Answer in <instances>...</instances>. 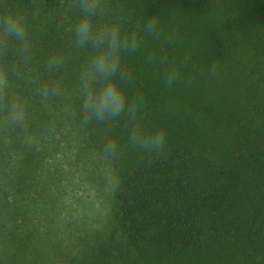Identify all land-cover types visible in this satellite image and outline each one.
Instances as JSON below:
<instances>
[{"label": "trees", "instance_id": "16d2710c", "mask_svg": "<svg viewBox=\"0 0 264 264\" xmlns=\"http://www.w3.org/2000/svg\"><path fill=\"white\" fill-rule=\"evenodd\" d=\"M101 3L94 26L138 30L139 49L121 59L132 79L121 87L142 105L134 121L85 127L79 74L95 52L75 44L71 0H0V11L23 18L32 49L25 63L13 45L4 64L26 118L0 132V264H264V0ZM150 18L158 37L144 31ZM54 56L63 66L46 71ZM172 68L178 79L167 87ZM44 86L60 94L45 100ZM133 124L145 136L163 129V152L132 147ZM109 139L117 184L106 230L73 249H44L29 212L51 152L69 143L103 157Z\"/></svg>", "mask_w": 264, "mask_h": 264}, {"label": "clouds", "instance_id": "9594fccd", "mask_svg": "<svg viewBox=\"0 0 264 264\" xmlns=\"http://www.w3.org/2000/svg\"><path fill=\"white\" fill-rule=\"evenodd\" d=\"M70 7L79 16L72 28V35L77 47L88 48L95 52L88 64L79 74L80 91L82 94L81 109L84 114L82 125L87 127L92 121L103 125H111L113 121L127 116L130 121L136 120L137 110L142 105V98H132L128 101L121 85L128 83L131 73L121 69L122 56L134 54L140 47L138 30L130 35H122L118 25L94 26L93 20L101 13V0H71ZM144 31L159 36L157 21L150 18L144 25ZM13 45L14 54L23 55L19 59L25 63L31 60V45L27 26L23 18L8 10L7 5L0 11V132H7L13 128H23L26 118V109L22 100L10 93L9 73L4 64L10 48ZM154 57H149L153 62ZM63 66L62 57H51L46 65V71L59 70ZM216 64L211 62L207 68L209 76L216 74ZM178 79L175 68L167 71L164 81L171 87ZM189 78L187 85L191 86ZM45 100L58 96L57 87L44 86L37 90ZM27 132V129H25ZM132 147L144 152H163L166 145V134L163 129L150 135H142L132 126L129 137ZM31 146V139H28ZM105 160L111 161L117 156V142L109 139L104 148Z\"/></svg>", "mask_w": 264, "mask_h": 264}, {"label": "rangeland", "instance_id": "374dc122", "mask_svg": "<svg viewBox=\"0 0 264 264\" xmlns=\"http://www.w3.org/2000/svg\"><path fill=\"white\" fill-rule=\"evenodd\" d=\"M103 157L69 143L51 152L53 166H45L43 178L37 177L29 212L44 249H73L80 236L106 230L117 176Z\"/></svg>", "mask_w": 264, "mask_h": 264}]
</instances>
